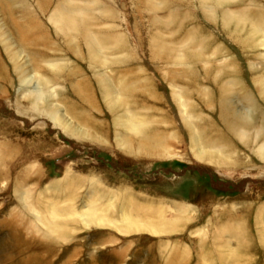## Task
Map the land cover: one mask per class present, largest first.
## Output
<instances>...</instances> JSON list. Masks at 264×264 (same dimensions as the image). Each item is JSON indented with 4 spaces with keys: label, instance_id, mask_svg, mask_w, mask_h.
I'll list each match as a JSON object with an SVG mask.
<instances>
[{
    "label": "rangeland",
    "instance_id": "374dc122",
    "mask_svg": "<svg viewBox=\"0 0 264 264\" xmlns=\"http://www.w3.org/2000/svg\"><path fill=\"white\" fill-rule=\"evenodd\" d=\"M8 1L0 264H264V0Z\"/></svg>",
    "mask_w": 264,
    "mask_h": 264
},
{
    "label": "bare ground",
    "instance_id": "6f19581e",
    "mask_svg": "<svg viewBox=\"0 0 264 264\" xmlns=\"http://www.w3.org/2000/svg\"><path fill=\"white\" fill-rule=\"evenodd\" d=\"M9 6H11V3L8 1V0H0V10H1V13L4 15V20L6 21L7 25L9 26V28H12V30H15L12 26V22H13V16L11 17L8 13H7V8H9ZM54 17H57L59 14L58 12H55L54 13ZM14 15V14H12ZM23 17V16H22ZM27 28V27H26ZM14 34L16 33V31H13ZM19 32H20V35L22 36V32L23 30H21L19 28ZM4 34V33H3ZM34 34V33H33ZM37 35V34H36ZM33 36V35H32ZM25 38H28V37H25ZM30 38V37H29ZM38 45V44H37ZM9 46V45H8ZM8 49V48H7ZM35 52V51H34ZM41 53V52H40ZM13 56V54H12ZM15 56V55H14ZM32 58V57H31ZM14 60V59H13ZM20 62V61H19ZM18 62V63H19ZM45 73V72H44ZM64 74V73H63Z\"/></svg>",
    "mask_w": 264,
    "mask_h": 264
}]
</instances>
